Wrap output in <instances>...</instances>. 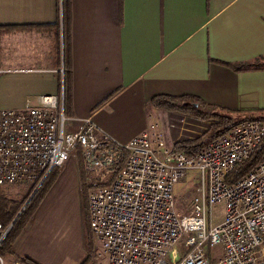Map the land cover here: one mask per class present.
Returning <instances> with one entry per match:
<instances>
[{"label": "crops", "instance_id": "crops-1", "mask_svg": "<svg viewBox=\"0 0 264 264\" xmlns=\"http://www.w3.org/2000/svg\"><path fill=\"white\" fill-rule=\"evenodd\" d=\"M69 16L68 132L86 118L119 143L153 118L171 128L174 111L150 104L159 94L264 108V68L236 72L217 62L263 61L264 0H71ZM63 27L62 0H0V109H23L39 95L61 102Z\"/></svg>", "mask_w": 264, "mask_h": 264}, {"label": "built area", "instance_id": "built-area-1", "mask_svg": "<svg viewBox=\"0 0 264 264\" xmlns=\"http://www.w3.org/2000/svg\"><path fill=\"white\" fill-rule=\"evenodd\" d=\"M2 72V71H0ZM63 97L39 95L23 109H0V186L42 180L76 149L87 173L93 264H264V160L228 183L264 137V122L244 121L188 156L154 118L126 143L90 118L68 132ZM195 173L188 212L174 205L177 181ZM223 203L224 217L210 218ZM8 229L0 222V245ZM220 246L216 252L213 247ZM0 264H4L0 255ZM13 264H25L13 259Z\"/></svg>", "mask_w": 264, "mask_h": 264}, {"label": "rangeland", "instance_id": "rangeland-1", "mask_svg": "<svg viewBox=\"0 0 264 264\" xmlns=\"http://www.w3.org/2000/svg\"><path fill=\"white\" fill-rule=\"evenodd\" d=\"M206 111H209V109H206ZM179 114V112H172L171 128L164 127L167 125L164 124L166 121L163 118L159 121V127L164 128L168 142L176 143L187 138L213 136L214 132L208 134L212 130L211 120H201ZM68 125L69 120L65 123L67 130ZM169 133L170 136L167 137ZM72 168L75 170L76 183L74 182ZM62 169L60 176L57 177L58 179L56 178L47 191L39 208L20 232L14 243L13 252L0 254L4 264H13V259L17 253L28 256L37 264H93L92 257L95 253V247L91 237L87 236L85 207L83 209L84 195L88 206V186L86 185L87 188L85 187V193L83 194L82 189L79 188L80 182L79 186L77 185L78 157L76 152L65 162ZM187 175V180L185 176H182L175 187L174 205L178 213L188 212L197 194L195 177L193 179L192 172H188ZM24 185L30 184L6 185L2 186L1 189L8 197L16 198L22 196ZM27 201L29 202V199ZM26 202L20 212L24 210L28 203ZM87 210L88 207L86 212ZM223 217V203L214 205L210 214L212 223L221 222ZM213 250L219 252L220 246L213 247Z\"/></svg>", "mask_w": 264, "mask_h": 264}, {"label": "trees", "instance_id": "trees-1", "mask_svg": "<svg viewBox=\"0 0 264 264\" xmlns=\"http://www.w3.org/2000/svg\"><path fill=\"white\" fill-rule=\"evenodd\" d=\"M70 2L71 0H62L63 4V28H64V39H63V105H64V115L69 116L71 113L72 101H71V91H72V70L70 63ZM9 31L5 28L4 32ZM12 31V30H11ZM260 60V59H259ZM223 64L233 71H248L255 69L264 68V58L263 61H249L243 63H228L223 61H217ZM150 104L155 108H164L169 111L180 112L185 115H189L201 120H211V128L214 130L212 137H218L224 133H227L236 125L244 121L258 119L264 122V108L250 110H229L225 108L218 107L216 105H207L199 97L193 95H168L159 94L151 98ZM208 108L209 111H206ZM210 137V138H212ZM203 139V137L187 138L176 142V149L185 153L188 156L197 154L210 140ZM76 154L78 157V170L80 171V188L85 193V178H83L82 170V155L79 148L76 149ZM264 160V137L262 138L259 145L255 148L252 155L238 163L231 173L227 177L228 183H233L239 177L247 174L255 168V166ZM61 171V167L53 168L42 180L45 172H41L38 179L35 180L30 185L23 186V194L21 197L10 198L1 189L0 186V222L3 229H8L6 237L0 245V254L13 252V246L17 240L22 229L27 225L30 219L33 217L40 203L44 199L47 191L50 189L52 184L55 182ZM39 185V186H38ZM38 186V188H37ZM37 188L33 196L30 198L33 191ZM30 198V199H29ZM29 199V202L25 206L24 210L18 215L20 209ZM85 207V217L87 221V236L91 237L90 231V221L88 210L86 212L87 202L86 196L84 195L83 209ZM12 223V226L9 227ZM90 245V242H89ZM25 264H37L28 257H20Z\"/></svg>", "mask_w": 264, "mask_h": 264}, {"label": "water", "instance_id": "water-1", "mask_svg": "<svg viewBox=\"0 0 264 264\" xmlns=\"http://www.w3.org/2000/svg\"><path fill=\"white\" fill-rule=\"evenodd\" d=\"M38 186H39V185H38ZM37 188H38V187H37ZM37 188L33 191L32 195L35 193V191L37 190ZM32 195H31V196H32ZM29 199H30V198H29ZM27 202H28V201H27ZM27 202H26V203H27ZM20 213H21V212H19L18 215H19ZM11 226H12V223H11V225H10L9 227H11Z\"/></svg>", "mask_w": 264, "mask_h": 264}]
</instances>
